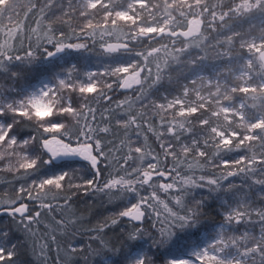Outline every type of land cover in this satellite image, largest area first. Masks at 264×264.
<instances>
[{"label": "snow or ice", "instance_id": "6c2138e0", "mask_svg": "<svg viewBox=\"0 0 264 264\" xmlns=\"http://www.w3.org/2000/svg\"><path fill=\"white\" fill-rule=\"evenodd\" d=\"M0 74V264H264V0H0Z\"/></svg>", "mask_w": 264, "mask_h": 264}, {"label": "trees", "instance_id": "16d2710c", "mask_svg": "<svg viewBox=\"0 0 264 264\" xmlns=\"http://www.w3.org/2000/svg\"><path fill=\"white\" fill-rule=\"evenodd\" d=\"M245 28L248 27V25H244ZM70 31V30H69ZM99 52V49L96 50ZM71 62L78 64L82 69L88 65L92 64L95 67H100L98 55L96 53H90V52H72L71 53ZM12 85V81L4 78L3 74H0V87H10ZM167 86V84H165ZM149 135V142L154 144L155 138L152 136L151 133H148ZM155 146V145H154ZM211 171V170H210ZM232 181L239 183L240 177H232L230 178ZM15 180V177L12 173H8L6 171H0V195H4L5 192L11 191V186ZM256 204L259 205L261 201L258 197H254ZM121 203L119 199H113L109 201L106 197L101 198L99 195L97 196H84L81 194V196L76 199V203L73 204L72 208L69 209L68 213H65V218L68 217L72 212H75L77 216L73 217V219H76L77 217L83 219V220H92V225L94 226L96 221L103 220L106 217L110 216L113 212L118 211V206ZM217 209L215 208L214 202L211 204L210 207V219L215 218V212ZM52 215H59V210L57 213H54ZM44 224H48L49 230H51L52 227H54V222L52 221V216H48L45 218L44 221H42L41 225V232L44 231ZM123 226H129V225H123ZM121 228L122 226H117L116 229L109 232V239H112L114 242L118 241V237L121 234ZM81 231H84V229H81ZM186 231H195V229H188ZM256 233H258V228L253 229ZM50 234V231H49ZM179 235H184L185 232H178ZM58 236H62L63 234L58 232ZM39 236V233H38ZM76 242H80L81 246H87L89 243V237L87 234L80 235L79 233L76 234L75 237ZM31 244V241L29 242ZM43 243V240L38 239L37 241V251H39V245ZM146 247V244L144 245ZM149 245H147V248ZM29 256L33 260H37V257L31 256V252L29 251ZM57 257V252L55 249V246L53 245L50 253H49V260L50 264H54ZM73 261V264H75L76 260H79L80 264H83V259L79 256H73L71 258Z\"/></svg>", "mask_w": 264, "mask_h": 264}, {"label": "rangeland", "instance_id": "374dc122", "mask_svg": "<svg viewBox=\"0 0 264 264\" xmlns=\"http://www.w3.org/2000/svg\"><path fill=\"white\" fill-rule=\"evenodd\" d=\"M84 68H90V69H96L97 67H95V66H93L92 64H88V65H86ZM258 234V233H257ZM147 245L148 244H146V247H145V249H147Z\"/></svg>", "mask_w": 264, "mask_h": 264}]
</instances>
